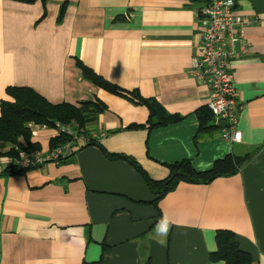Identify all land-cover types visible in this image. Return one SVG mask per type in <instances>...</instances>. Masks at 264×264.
Masks as SVG:
<instances>
[{"label": "crops", "instance_id": "crops-1", "mask_svg": "<svg viewBox=\"0 0 264 264\" xmlns=\"http://www.w3.org/2000/svg\"><path fill=\"white\" fill-rule=\"evenodd\" d=\"M43 1L0 0V101L7 87H28L52 104L98 99L105 111L86 127L95 145L0 176V264H222L208 258L218 230L232 232L252 262L264 264V0H234L233 11L250 25L230 62L241 134L233 143L217 129L197 132L207 89L189 70L205 2ZM76 60L179 121L127 130L145 125L147 109L85 81ZM52 137L40 132L34 141L45 151ZM97 145L131 157L154 181L168 176L166 164L187 160L202 172L226 156H250L233 176L179 182L154 207L137 171ZM163 215L172 225L160 244L154 229Z\"/></svg>", "mask_w": 264, "mask_h": 264}, {"label": "trees", "instance_id": "trees-1", "mask_svg": "<svg viewBox=\"0 0 264 264\" xmlns=\"http://www.w3.org/2000/svg\"><path fill=\"white\" fill-rule=\"evenodd\" d=\"M22 3H32L35 0H14ZM206 2L207 0H194ZM44 3V1L42 0ZM64 4L59 9L57 21L60 22L64 13ZM75 66L79 69L82 78L109 94L126 97L134 104L141 105L147 109L148 117L145 125L127 127L132 129H153L167 126L179 121L178 116L167 114L155 100L143 98L137 91L126 92L117 86L107 82L98 76L91 69L83 65L79 60L75 61ZM7 99L0 101V159H14L17 150L36 149L40 146L30 136L27 128L28 123L46 124L51 126L54 122L63 125H71L78 131L87 135L86 127L94 123L97 116L105 111V106L98 99L79 102L77 105L62 102L52 104L28 87L9 86L5 89ZM199 133H210L216 128L212 124V115L206 106L197 110ZM68 141L62 135L55 136L49 140V148L63 145ZM95 145L89 139L87 146ZM84 147V146H83ZM97 147L111 161H124L132 166L145 182L150 193L154 196L151 204L156 207L157 202L167 193L171 192L179 182L188 184H208L221 177L235 175L244 164L250 154L235 157L226 156L214 162L213 166L207 170L198 172L193 169L190 162L182 160L171 164H166L168 176L159 181L150 179L140 166L131 158L120 154H108L100 145ZM80 148V147H79ZM82 148V147H81ZM26 170L18 169L12 164H8L0 171V176L21 175ZM215 251L208 255L211 263L222 264H254L249 254L240 249L235 235L228 230H218L214 235Z\"/></svg>", "mask_w": 264, "mask_h": 264}, {"label": "built area", "instance_id": "built-area-1", "mask_svg": "<svg viewBox=\"0 0 264 264\" xmlns=\"http://www.w3.org/2000/svg\"><path fill=\"white\" fill-rule=\"evenodd\" d=\"M233 7L234 0H207L196 11L199 32L195 44L196 55L189 70L191 78L207 89L206 107L212 115V124L219 131V137L230 143L239 142L241 135L236 130L239 107L230 62L237 54L236 44L244 43L243 29L250 25L246 17L233 11ZM27 128L33 139L40 132H50L52 136L62 135L68 141L45 151L17 150L14 159H4L1 170L9 163L21 170L58 163L89 141L83 132L59 122L51 126L28 123Z\"/></svg>", "mask_w": 264, "mask_h": 264}, {"label": "clouds", "instance_id": "clouds-1", "mask_svg": "<svg viewBox=\"0 0 264 264\" xmlns=\"http://www.w3.org/2000/svg\"><path fill=\"white\" fill-rule=\"evenodd\" d=\"M171 225L172 221L167 215H163L157 222L154 229V239H156L158 243L164 244L166 242Z\"/></svg>", "mask_w": 264, "mask_h": 264}, {"label": "water", "instance_id": "water-1", "mask_svg": "<svg viewBox=\"0 0 264 264\" xmlns=\"http://www.w3.org/2000/svg\"><path fill=\"white\" fill-rule=\"evenodd\" d=\"M222 126H224V124H222Z\"/></svg>", "mask_w": 264, "mask_h": 264}]
</instances>
